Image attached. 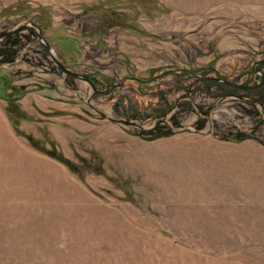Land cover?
I'll use <instances>...</instances> for the list:
<instances>
[{
	"label": "rangeland",
	"instance_id": "1",
	"mask_svg": "<svg viewBox=\"0 0 264 264\" xmlns=\"http://www.w3.org/2000/svg\"><path fill=\"white\" fill-rule=\"evenodd\" d=\"M28 20L102 92L35 33L0 63L21 88L0 97V264H264V105L195 84L261 81L264 0H0V33ZM174 111L158 137L100 113ZM237 131L252 137H220Z\"/></svg>",
	"mask_w": 264,
	"mask_h": 264
},
{
	"label": "trees",
	"instance_id": "2",
	"mask_svg": "<svg viewBox=\"0 0 264 264\" xmlns=\"http://www.w3.org/2000/svg\"><path fill=\"white\" fill-rule=\"evenodd\" d=\"M114 25L113 21H109L107 19V15H102L99 18L98 22V28L96 30V33L98 36H101L110 26ZM42 30V29H41ZM34 36V33L32 31H28L25 33H18L11 35L5 39L2 40V43L0 44V63H12L14 62L19 50L29 41L32 40V37ZM191 70L189 69H182L180 71V74H184L186 76L194 75L190 73ZM170 74L172 72H169ZM194 73V72H193ZM174 74V73H173ZM196 76V75H195ZM197 77V76H196ZM203 77H208L207 75H203ZM89 79L95 84V80L88 76ZM143 83V82H142ZM196 87L199 85H204L205 89L208 90L211 87H215L219 92L225 93L228 91L236 90V91H242L249 95L250 104L254 108V111L256 114L261 115V112L257 109L258 106L264 105V81L259 85L257 88L252 90H240L237 87L226 85L222 82L209 79V78H203V79H196L195 81ZM193 88V87H192ZM21 88H17L15 85H13L12 80L9 75L2 74L0 75V97L3 99H10L17 95L20 92ZM187 92H191L190 89L186 90ZM247 95V96H248ZM165 107V106H164ZM172 106L169 108L163 109V111L159 114V116H163L168 110H170ZM195 108V105L193 103V100L189 101V107H182L183 110H189ZM203 114H206V110L202 111ZM170 126L171 127H177L179 126V120L177 117V111H174L170 117ZM201 127V124L198 123ZM137 134H145L150 135L152 137H158L163 135H169L172 133L170 127L165 125H159L153 130H149L146 132L143 131H136ZM221 138H231L235 140H241L244 138H250L252 137L249 133H246L244 131H237V132H228L226 134H221Z\"/></svg>",
	"mask_w": 264,
	"mask_h": 264
},
{
	"label": "water",
	"instance_id": "3",
	"mask_svg": "<svg viewBox=\"0 0 264 264\" xmlns=\"http://www.w3.org/2000/svg\"><path fill=\"white\" fill-rule=\"evenodd\" d=\"M23 31H32L33 33H35L36 35V38L37 40L44 45L48 55L50 56L51 60L55 63V65L61 70V72L66 75V76H69V77H72V78H75V79H79L85 83H87L89 86H90V89H91V95L94 93V92H102V89L98 88L92 81L91 79H89L87 76L79 73V72H76V71H72L70 69H68L67 67H65V65L59 60V58L53 53V48H52V45L47 41V39L45 38L44 34H43V31L41 30V28L31 22V21H27L25 24L23 25H20V26H17V27H14L8 31H5V32H1L0 33V40L2 39H5L11 35H14V34H17V33H20V32H23ZM260 62H264V60H260V61H257L256 63H260ZM255 63V64H256ZM190 73L194 74L192 71H190ZM197 77L203 79V78H209V79H213V80H216V81H219V82H222L226 85H229V86H234V87H237V88H240L242 90H247V89H250V88H253L252 86H245V85H241V84H238V83H235L233 81H230V80H227L223 77H220V76H209V77H203V76H199V75H196ZM125 80H136V81H139V79L137 77H134V76H126V77H123L120 81L116 82V83H112V84H108L106 85L104 88H108V87H111V88H119L122 83L125 81ZM101 115L113 122H116L118 124H121V125H124V126H127V127H131V128H134V129H137L139 131H149V130H153L154 128H156L157 125H159L161 122H165L164 119H161L160 121H158L157 123H155V125L153 126H150V127H144L143 125L139 124V123H136L132 120H128L126 118H116V117H112L110 115H107L103 112H100ZM172 133L175 132V129L173 127H170Z\"/></svg>",
	"mask_w": 264,
	"mask_h": 264
},
{
	"label": "flooded vegetation",
	"instance_id": "4",
	"mask_svg": "<svg viewBox=\"0 0 264 264\" xmlns=\"http://www.w3.org/2000/svg\"><path fill=\"white\" fill-rule=\"evenodd\" d=\"M263 66H264V62H262ZM209 77V76H208ZM260 78H261V81L255 85H248V86H252L253 88H250V89H247V90H252L254 88H257L259 85H261V83L264 81V74L261 72L260 73ZM244 91V90H243ZM246 91V90H245Z\"/></svg>",
	"mask_w": 264,
	"mask_h": 264
}]
</instances>
